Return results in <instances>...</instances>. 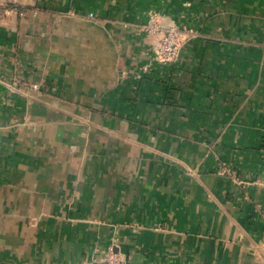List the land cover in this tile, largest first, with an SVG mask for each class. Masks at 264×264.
<instances>
[{"label":"crops","instance_id":"1","mask_svg":"<svg viewBox=\"0 0 264 264\" xmlns=\"http://www.w3.org/2000/svg\"><path fill=\"white\" fill-rule=\"evenodd\" d=\"M263 179L264 0H0V264H264Z\"/></svg>","mask_w":264,"mask_h":264},{"label":"built area","instance_id":"2","mask_svg":"<svg viewBox=\"0 0 264 264\" xmlns=\"http://www.w3.org/2000/svg\"><path fill=\"white\" fill-rule=\"evenodd\" d=\"M86 18L93 19V14L86 15ZM141 28L149 35V36H160L159 45L156 49V58L160 62H170L174 60L178 52L180 50L182 44V35L181 32L171 26L164 28L158 19V15L156 13H150L147 16L145 23L141 25ZM32 89H39L37 84L32 85ZM220 174L227 175L230 177L235 183L239 185H245L248 182L245 179H239L235 176L234 172L230 171L228 168L223 167ZM252 183H260V185L264 186L263 181L255 180L251 181ZM88 264H127L126 261L112 249H109L105 252L101 257L92 259Z\"/></svg>","mask_w":264,"mask_h":264}]
</instances>
